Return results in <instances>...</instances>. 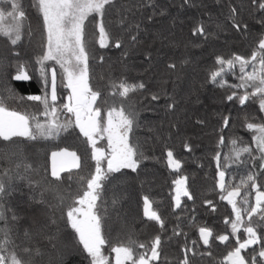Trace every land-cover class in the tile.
Segmentation results:
<instances>
[{"label":"trees","instance_id":"obj_1","mask_svg":"<svg viewBox=\"0 0 264 264\" xmlns=\"http://www.w3.org/2000/svg\"><path fill=\"white\" fill-rule=\"evenodd\" d=\"M22 3L30 30L26 27L17 45L0 36V88L11 81L18 65H25L32 79L11 81V85L21 95H40L44 85L36 59L43 52L44 26L33 0H22ZM231 7L238 10L236 19L248 24L247 31L233 28L229 19ZM104 19L113 39L121 41V47L109 44L101 48L97 43L95 21L90 17L93 22L85 25L90 83L101 91V99L107 101L104 109L121 100L110 95L112 82L126 80L146 84L145 90L130 94L126 103L133 104L138 114L132 140L148 157L135 172L122 169L104 184L103 231L109 241L104 248L105 254H110V245L127 243L129 238L150 244L159 234L161 255L156 264H181L186 245L196 252V255L189 254L190 264H225L224 257L235 246L234 238L230 235L227 243L214 240L210 246H205L199 238L198 227L207 226L214 235L231 232L224 220L234 219V213L231 205L220 199L223 193L218 186V171L226 172L227 185L238 184L248 174L257 173L258 182L264 186V170L259 167V159L253 160L247 154L239 160L228 159L232 139L255 149L254 134L246 128V122H264V112L251 100L244 105L235 98L229 101L227 96L233 89L211 83L210 73L218 67L217 56L226 59L234 55L251 57L264 27L255 22L250 0H115ZM198 22L204 24L206 38L193 35L192 29ZM133 35L136 41L131 40ZM169 64H175L176 68H169ZM52 66L57 69V103H64L68 90L59 86V66ZM248 70L251 71V67ZM238 77L237 65L224 78L228 84H239ZM151 94L159 99L153 101ZM172 103L176 105L174 109L169 108ZM9 104L37 114L42 110L35 102L9 100ZM225 117L229 119L228 127L223 126ZM63 118L72 117L65 114ZM40 119L45 118L40 116ZM105 143L101 140L98 146ZM65 148L81 157V168L73 169V173L87 177L94 171L90 145L74 126L62 131L56 139L29 141L20 138L15 143L0 140V173L12 169L13 174L18 171L23 177L14 176L11 182L13 191L5 205L10 209L8 226L13 229L12 238L20 246L16 251L22 258L28 259L21 252L22 247L40 249L42 255L34 256L33 264H90V257L64 215L66 206L79 190L76 177L60 183L48 175L51 153ZM169 148L181 161L179 172L167 165L166 149ZM217 154L221 156L219 169L215 160ZM254 154L259 156L258 152ZM17 164L21 165L19 169H16ZM24 164H30L31 168L25 169ZM181 174L188 176L193 199L182 197V208L176 209L173 181ZM61 175L67 177L69 173ZM30 181L39 182L46 189L43 198L51 207L32 199ZM145 195L154 201L153 208L165 221L164 229L144 216L142 197ZM113 200L118 202L114 205ZM100 203L98 201V205ZM12 212L17 215V221L11 220ZM0 227H4L3 221ZM173 229L179 234H173ZM25 230L32 234L31 240H25ZM45 235L55 239L49 241ZM192 241L197 243L193 245ZM113 262L114 254H110V264Z\"/></svg>","mask_w":264,"mask_h":264},{"label":"snow or ice","instance_id":"obj_2","mask_svg":"<svg viewBox=\"0 0 264 264\" xmlns=\"http://www.w3.org/2000/svg\"><path fill=\"white\" fill-rule=\"evenodd\" d=\"M187 2V0H186ZM115 4V0H33V6L42 18L44 26L45 42L42 45L43 52L37 57L39 65V77L43 81L42 94L21 95L12 87L11 81H30L32 76L25 65H18L15 74L0 88V140L15 143L17 139L29 141L56 139L62 131L69 127H76L86 138L91 148V159L95 162L94 171L87 177L73 173V169L81 168V157L75 151L61 149L51 153V169L48 172L55 181L63 183L66 180L76 182L79 190L73 196L72 202L66 206L64 215L70 227L78 236L83 250L90 257V264H110V254H114L113 264H156L161 255V236L156 235L145 244L129 238L127 243L110 245V254H105L104 248L109 245L104 231L103 220L106 212L102 200L104 184L110 177L121 172L122 169H130L135 172L147 159L139 144L132 140L134 126L137 125L138 114L135 106L128 101L130 94H135L146 89L144 82L129 83L126 80L112 82L110 95L120 97L119 103L113 102L104 109L107 103L102 100V93L90 83L89 52L85 37L86 22L95 21L97 28V43L101 48H107L111 44L115 48L121 47V41L113 39L112 33L105 23L106 12ZM5 5L7 7H5ZM252 14L255 22L264 27V0H250ZM256 13H259L257 16ZM163 14V13H161ZM238 10L230 8L229 19L237 31H247L248 24L236 19ZM90 17L93 20H90ZM27 15L22 0H0V36L9 40L12 45L20 43L25 35ZM122 24L123 21L121 20ZM138 27V26H137ZM194 36L207 37L205 26L198 22L192 29ZM136 41V36L131 37ZM101 61L103 57L100 58ZM49 62H52L51 64ZM59 86L67 89L66 102L58 104V79ZM218 67L210 73V82L220 87H229L233 91L227 96L229 101L234 98L244 105L248 101L258 103L259 110L264 112V33L261 34L257 49L251 57L234 55L232 58L216 57ZM239 66V84H228L225 74L232 72ZM169 68L175 69V64H169ZM251 67V71H249ZM242 89L243 91H237ZM153 101L159 97L151 94ZM9 100L16 102H35L42 110L39 114L28 110H18L11 107ZM175 103L169 105L174 109ZM65 114H71L72 118H63ZM40 116L45 119L42 121ZM229 119H223V126L228 127ZM246 128L253 132L255 149L249 145L239 144L237 139L231 140L232 148L228 159L239 160L244 154L253 160H260V169L264 170V122H246ZM106 143L98 146L99 141ZM224 139L221 137L220 143ZM185 148L191 151V147L185 144ZM258 152L259 156L254 153ZM167 165L172 170L179 172L181 161L174 157L173 151L166 149ZM218 169L221 167V156L216 155ZM21 167L16 165V169ZM25 169H30V164H24ZM47 171V170H46ZM69 173L62 177V173ZM23 178L19 172L13 174L12 169H6L0 173V221L4 227H0V264H33V257L42 253L39 248L22 247L20 250L28 259L17 254L15 240L12 238L13 229L8 226L6 208L8 197L11 195L13 178ZM218 186L223 193L221 200H226L231 205L234 219L225 218L224 223L230 225V234L214 235L213 230L207 226L198 227L199 238L203 245L210 246L214 240L222 243L229 241L230 235L235 240V246L224 257L225 264H264V186L257 180V173H251L242 178L238 184H226V172L218 171ZM188 176L181 174L173 181L174 207L182 208V197L193 199L188 188ZM33 189L32 199L36 203L47 205L44 200L46 189L39 182H29ZM37 189H40L37 191ZM243 190V191H242ZM39 197V199H37ZM143 199V214L149 220L156 221L161 229L165 227L158 210L153 208L154 201L147 195ZM98 201L101 203L98 205ZM118 201L113 200L115 205ZM64 203L61 197V204ZM207 203L211 204V201ZM51 207L50 205H47ZM12 221H17L15 212L11 215ZM54 222V221H53ZM243 234V238L241 237ZM173 234L178 235L176 229ZM25 240H31L32 234L25 230ZM49 241L55 237L45 235ZM197 242L192 241L195 245ZM12 246V247H10ZM55 247V245H53ZM184 258L181 264H190L189 254L196 255L193 248L187 245L183 249ZM211 255V253H208Z\"/></svg>","mask_w":264,"mask_h":264}]
</instances>
